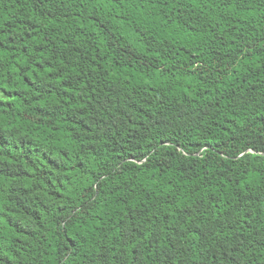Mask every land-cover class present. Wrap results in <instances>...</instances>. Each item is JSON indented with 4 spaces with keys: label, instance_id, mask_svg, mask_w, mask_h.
I'll use <instances>...</instances> for the list:
<instances>
[{
    "label": "trees",
    "instance_id": "trees-1",
    "mask_svg": "<svg viewBox=\"0 0 264 264\" xmlns=\"http://www.w3.org/2000/svg\"><path fill=\"white\" fill-rule=\"evenodd\" d=\"M0 264H264V0H0Z\"/></svg>",
    "mask_w": 264,
    "mask_h": 264
}]
</instances>
